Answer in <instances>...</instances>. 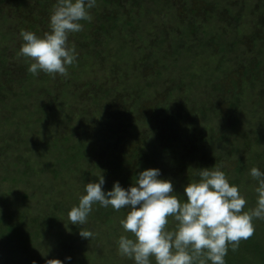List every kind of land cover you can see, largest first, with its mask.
<instances>
[{
    "label": "rangeland",
    "instance_id": "rangeland-1",
    "mask_svg": "<svg viewBox=\"0 0 264 264\" xmlns=\"http://www.w3.org/2000/svg\"><path fill=\"white\" fill-rule=\"evenodd\" d=\"M213 1L148 0L145 4L144 0H107L105 4L102 0H0V30L5 33L0 34V190L3 196L11 198L14 194H30L28 201L36 205L34 212L30 211L32 219L38 220L36 224L41 228L51 224L52 231L50 237L41 241V246L49 244L47 249L40 246L31 250L30 241L26 242V236L34 229L31 216L20 227L8 230L11 216L16 217L20 205L14 206L12 202L8 205L0 198V264H106L114 258L113 264H138V261L153 264L162 259L156 246L177 238L189 229L190 221L182 224L178 213H170L166 222L162 220L164 227L159 240L139 238L134 232L128 236L126 224L130 215L120 216L121 223L108 221L114 211L117 213L125 207L126 211L133 208L134 213H140L141 222L149 220L150 226L159 225L158 211L152 205L163 207L169 199L164 197L161 204L153 203L160 190V167H182L187 177L177 180L179 190L190 194L192 204L200 203L199 215L194 214L197 217L192 224L203 218L200 215L205 213L204 207L208 216H216L215 223L224 230L229 225L224 217H235L242 206L247 207L248 214L255 209L251 216L255 222L251 223L248 216L244 222L256 225L258 218L264 219V145L244 151L245 141L235 138L232 131L235 121L238 126L246 122L254 125H242L249 129L251 136L254 135L251 131L264 129L260 120L264 115V0H225L217 8ZM147 8H152V12L146 18L142 16L140 23L139 15L145 13L140 11ZM118 12L123 13V19H116ZM209 13L215 15L216 26L203 32L198 22L205 21ZM101 18L106 22L99 23ZM244 18L242 24L240 21ZM238 22L242 26L236 31ZM138 31L141 32L137 34ZM201 42L205 48L197 46ZM48 76H51L49 80ZM31 80V88L25 91L30 90L32 95L25 91H20V96L9 95L10 90L16 94L21 83ZM180 80L187 81L181 84L187 91L185 95L197 100L201 97L200 103L205 102L202 109L207 107L206 115H213V122L217 121L220 127L218 137L222 136L227 148L237 150L232 156L223 153L217 141L207 139L199 143L197 136L208 134L202 129L197 133L185 132L183 137L190 145L179 146L178 126L183 125L185 129L191 116L180 113L175 121L173 107L166 111L157 104L167 99L170 106L178 104L177 97L182 90L172 92L171 89ZM45 81L53 89L51 92L43 89L45 92L41 95L39 91ZM68 86L81 95L72 105V113H76L80 123L76 118L70 122L66 116L63 121L53 118L52 97L56 93L59 99L68 95ZM140 90L143 92L137 98L138 106L127 116L124 104L132 101ZM250 90L254 95L248 99V108L251 112L260 110L253 115L245 111L239 118L246 122L237 123L231 102L236 99V103L243 102ZM70 98L76 96L71 94ZM13 100L24 103L26 110L36 107L29 126L23 124L25 117L21 116L20 109L10 112ZM256 100L258 104L254 103ZM72 102L67 101L66 108ZM101 107L112 110V114L101 119ZM176 108L184 111L182 107ZM192 109L199 113L196 108ZM134 116L139 119H132ZM52 120L57 122L55 127ZM83 121H89L93 136L97 126L110 128L112 142L88 154L97 156L95 161L102 166L89 172V180L80 177L78 181L67 180L60 185L58 181L65 178L66 171L59 172L55 178L47 171L60 167L44 165V159L47 155L55 159L68 155L66 167L72 161L78 163L70 155L73 144L88 127L83 126ZM65 135L70 136L67 142L63 141ZM168 145H177V152L164 151L165 156L176 159L175 164L170 165L167 158L159 166L161 159L157 158V151ZM196 146L206 153L196 156L193 151H197ZM58 147L63 151H58ZM249 152L255 154L245 157L246 162L237 166L239 175H233L236 158ZM24 160L37 170L31 169L34 171L25 175ZM224 160L230 175H220ZM91 163L78 164L90 166ZM142 167H149L155 180L147 184L153 177L146 170L140 174L142 180L137 179L133 189L130 188L126 181L134 179ZM170 186L172 192L175 184ZM58 187L60 193L56 191ZM130 190H134L135 197L128 193ZM146 191L148 197H141L147 195ZM229 197L233 198L229 203L231 208L225 210L222 206L219 210L220 202ZM141 201H145L143 205ZM215 209L218 211L213 214ZM85 210L90 212L88 216L83 214ZM20 234L21 246L28 245L25 249L12 239ZM107 239L114 240L109 245L114 248L105 246ZM240 252L233 253L235 264H255L243 259Z\"/></svg>",
    "mask_w": 264,
    "mask_h": 264
},
{
    "label": "trees",
    "instance_id": "trees-1",
    "mask_svg": "<svg viewBox=\"0 0 264 264\" xmlns=\"http://www.w3.org/2000/svg\"><path fill=\"white\" fill-rule=\"evenodd\" d=\"M94 1L100 2V0H94ZM102 1L105 2V4H106L107 0H102ZM153 1L156 2V0H153ZM224 1L225 0H214L213 1L214 7L217 8V6L221 3H223ZM147 2H148V0H144L145 4ZM133 3H134V1H133ZM140 12H145L144 14L139 15L140 16L139 20L141 23L142 22V16H143V18H146L148 16L147 14H150L152 12V8H147L146 10H143V11L141 10ZM214 16L215 15H212V13L211 14L209 13L208 18L205 21H199L198 22V20H197L194 23L196 24L197 22L198 23L201 22L200 23L201 30L203 32H205V29L207 31H209L212 28V26H216ZM121 18L122 19L124 18L123 13L118 12L116 15V19L121 20ZM245 19L246 18H244L240 22L243 24V21ZM103 21H105V20L102 19V21L99 23H103ZM146 22H148V18H147ZM146 22H145V24H146ZM240 22H238V24H237L236 31L241 29L242 24L240 25ZM182 25H184V24H182ZM139 26H140V24H139ZM130 30H132V29H130ZM140 32L141 31H138L137 34H139ZM129 33H131V32H129ZM0 34L2 36L5 35V33L1 30H0ZM186 38H189V36L187 35ZM197 46L203 47V48L206 47L205 43H203V42L199 43ZM159 76H160V74H159ZM50 78H51V76H48V80ZM182 81L187 82L186 80H180L174 86L175 88L173 87L171 89L172 92H173V90H177L178 92H179V89L182 90L181 93L179 92L180 96L177 97L179 100V101L178 100L176 101L178 103L177 105L174 104V106H170L168 99L166 101L160 100V102L157 104L158 107H160L161 109L166 110V111L170 110L169 107H173L171 110H172L173 117H174L175 121L177 118L176 115H178L180 113L183 114V113L187 112L188 115L191 116V121L186 125L185 129L183 128V125L178 126V133L177 134H180L178 137V138H180V139H178L179 143H180L179 146L180 147L181 146L188 147L190 145V143L188 141H186L185 138L183 137V134L185 132L196 131V133H197V131H200L202 129L204 132H206V130H207L208 134H206L200 138H198V136H197V140H199V143L206 141L207 139L209 141H212V140L217 141L218 143H220L219 148H221L223 150V153H226L227 156H230V155L232 156L233 153L237 150L236 149L230 150V148H227L223 144L222 136L218 137V134L221 130L219 129L220 128L219 125H217V121H215L216 123L213 122V120L211 118V116H213V115H211V116L206 115L207 114L206 111L208 109L207 107L202 109V107L204 105L203 103H205V102L204 101L202 102V100H201V103H200L201 97L199 98V100H197V99L191 98V96L185 95V93L187 91L184 88H181ZM32 83H33L32 80L29 82L26 81V82L21 83L20 87L16 91V94H14L12 90H10L11 93L8 91L9 95L11 94L12 96H15V95L20 96L21 93L23 91H25L27 88H31L30 86ZM41 84L42 83H40L39 85H41ZM39 85L37 87H39ZM76 86H77V84H76ZM259 86H263V84H261ZM43 89H45V90L49 89V91L51 92L53 88L51 86H49V83L46 82L44 87L39 91L41 95H42V92H45V91H43ZM20 91H22V92H20ZM141 92H143V91L140 90L139 92H136L137 94H135V97L132 98V101H130V102L127 101L124 104V106H125L124 109L126 111L125 113L127 114V116L131 112L134 111L132 109H134L135 106H138V105H136V104H138L137 98L139 96V93H141ZM25 93L27 95L29 93H30V95H32L30 90L25 91ZM71 94L75 95L77 99L76 98H70ZM68 95H65L64 97L59 99L57 96V93H56L52 97V100H53L52 103L54 104V108L53 107H51V108H53V114L55 115V116H53V118H58L59 121L60 120L63 121L64 116L69 117L68 121H70V122H73L75 120V118L78 119L76 113L75 112L72 113V111H73L72 105H74V103L81 98V95H79L77 91L70 89V87L68 90ZM121 95L126 96V94H124V93H121ZM253 95L254 94H252V92L250 90L249 93L247 94V97H245V99L243 100V102L240 101L239 103H236L237 99L231 102L233 112L237 113V117H238L237 123H239V121H243V123L246 122L245 120L239 118L240 116L242 117L243 115H245L244 114L245 111L249 112V114H251V115L256 114V113L258 114V110H260V109H254L253 108L254 110L251 112L248 108V105H247L249 97L253 96ZM12 98L15 99L14 97H12ZM65 99L67 101L73 100V102L70 104V106L68 108H66V106H65V104L67 103V101H65ZM256 102H257V100L254 103L258 104ZM12 104H11L12 106L10 105L11 106L10 112L15 113L17 110L20 109L22 111L21 116L25 117V121L23 124L29 126L32 123V119H33L32 113L35 111L36 107H35V109L29 108L28 110H26L27 107L20 100L19 101L13 100ZM133 104H135V105H133ZM176 107H182V108H184V111H183V109L178 110ZM101 108H102V110H99V111H101V114H100L101 119L104 117L108 118V116L110 114H112V112H113L112 110H111L112 111L111 112L108 109H105L104 107H101ZM192 108H196V110H198L199 113L194 111ZM38 109L39 108H37V110ZM211 114H214V113L211 111ZM60 115H62V116L60 117ZM197 115H200V116L197 117ZM21 116H18V117H21ZM205 117L208 118L207 121L204 120ZM247 117L250 118V116H247ZM132 119H139V118L134 116ZM168 120H170V118H168ZM260 120H261V123L264 124V115L260 118ZM98 121H100V120H98ZM51 123L54 126L57 122L55 120H52ZM78 123H80L79 119H78ZM235 123H236V121H235ZM235 123H234V128H232L233 136L235 138H238V140L240 137V141H243V142L245 141V145L247 147L244 148V151L247 149L257 150L258 148H260L261 146L264 145V133L262 132L264 129L262 127L257 128L256 133L251 131V133L254 134L253 136H251L248 132L249 129H247V128L245 129V127H243V126H245V125L246 126H254V125H251V124H249V122H246L245 125L242 124L243 126L242 125L238 126ZM88 124H89V121H83L84 127H87ZM69 126H71V124ZM241 126L243 128H241ZM57 129H59V127H57ZM109 129H107L103 126H99V127L97 126L95 136H93L92 131L88 126L85 129V131L83 132V136L81 138L79 137V139H77L76 142L73 144V148H72L73 152L71 153V155H70V153H68L70 155V157H73V156L76 157V160H78L79 164L81 162L91 161L92 163L90 166H80L78 163H75L72 161L71 164L68 167H66L67 162L69 161V159L67 158L68 155L64 158H56V159L52 155H47L44 159L46 161V163L42 162L44 165H47V166L53 165L56 167H60V169H50L47 172H50L52 174V176L54 175L55 178H57L59 172L66 171L65 178L62 181H58V183L60 185L62 183H65L67 180H68V182H69V180L78 181L80 179V177H83L82 179H85V181L89 180L88 179L89 178V172L92 173V172L96 171L99 167H102V166L98 160L95 161L97 156H96V158H95V156H91L92 157L91 158L90 155H88V154H90V153L92 154L94 152V149H96V147H97V149H102V148L106 147L107 144L112 142V138L110 137V133H109L111 131H109ZM244 132H245V134H243ZM220 134H221V132H220ZM227 137L229 139H232L229 136H227ZM69 138H70L69 135H65L63 138V141L67 142L69 140ZM220 140H221V142H220ZM240 141H239V143H240ZM202 146H204V145L202 144ZM176 148H177V145H168V146H164V148L162 150L157 151V158L161 159L159 166L163 165L164 164L163 159H165V161H167L166 160L167 158H168V162L170 163V165L175 164L176 159L174 157H171L170 155L168 157L165 156L164 151L166 149H169L172 152H177ZM196 148H198L197 151L193 150V151H195L196 156H201L200 154L206 153L205 151L201 152L198 146H196ZM57 149L60 152L63 151L62 147H58ZM222 150H221V152H222ZM162 153H163V155H161ZM253 154H255V153L249 152V154H247V156L242 154L241 158H236L235 167H234L235 172L233 173V175H239L240 167H237V166H239V165L242 166V164L246 162L245 157H247V159H248V157H250ZM225 158L228 159V157H226V156H225ZM80 160H83V161H80ZM24 161L26 163V165L24 167L29 168V169L24 168L23 173L25 175L29 174L28 171L33 172L34 170H37V169H35L34 165H32L31 163H29L26 160H24ZM199 165L201 168L202 164L200 162H199ZM87 167H90L91 171H89ZM103 167H105V166H103ZM181 168L182 167H178V166L160 167L159 168V172H160L159 177L162 176L161 177L162 179H161V182L159 181L160 182L159 183V187H160L159 189L160 190L158 191L159 194L156 196V201H154L153 203L162 202L164 197H166V199L168 197L169 199L166 202H164L163 207L161 205L159 207V204L152 205V207L156 208L158 211L157 212V214H158L157 216L159 218V220L157 222L159 224L158 226L157 225H151L150 226L149 220H147L146 222H143V221L141 222L142 216L140 215V213L139 214L134 213L132 210L133 208H128V211H126L125 207H123L120 211H117V213H116V211H114L113 215L111 216L112 218L110 217V219L108 221H111V224L121 223L122 217L120 218V216H122L123 214H126L127 216L130 215L129 221H127V224H126V225H128V227H127L128 233H129L128 236H130V233L134 232V233L139 234V236H138L139 238L146 237L147 240H159V237L161 236L160 234L162 233L163 227H164L163 222H166L164 220H167V215H169L170 213H174V214L178 213L179 216L183 219L181 222L182 224L190 221L189 229L187 228L184 232H181L177 238H172V240L166 241V244H163L162 246H156V248H155L157 250L156 252H158L161 255L162 259H158V260L154 261L153 264H191V261L193 262V264H235L234 263L235 257H234L233 253H237V252H239V250H241L240 256H243V259L251 260L252 262H255V264H264V219L258 218L256 221V225L244 222L245 220H247L246 216H248L251 223H253L254 220H251V216L253 215L255 209L253 208L252 213L248 214L247 213V210H248L247 207L242 206L240 208L239 213L235 217H233L231 219L227 218V216L224 217L225 220H227V222L229 223V225H227L225 227V230H224L217 223H215V217L216 216L215 215L208 216L207 211H206L207 208L204 207L205 210H202V211H205V213L200 215V216H203V218H201V217L198 218V222L192 224L191 221L193 219H196V217H197V216L194 217V214H196L198 212V215H199L200 211L198 210V205H200V203L192 204L191 203L192 200L188 196L190 194L188 192H186V193L180 192L179 187L177 185L178 184L177 180L178 181L179 180H186L185 178L187 177V176H184L183 170ZM31 169H34V170H31ZM146 170H147L148 175L151 177L153 174V171H149V167H142L141 169L137 170L136 174H134V176H133L134 179H130V181L125 180L127 183H130V185H129L130 188L133 189V187L135 185V181L137 179L142 180V178H140V174L143 171L145 172ZM221 170L223 173H221L220 175H223L224 173H225V175L226 174L230 175L229 171L227 170L225 160L221 163ZM119 174H120V172L118 173V175ZM123 176L125 178L124 174H123ZM154 180L155 179L153 177V179H150L147 182V184L151 185V182H153ZM237 180H239V178H237ZM113 181H115V180H113ZM68 182H67V185H68ZM120 183H122V181ZM171 184H175V188L173 189L172 192H171L172 188L170 186ZM194 185L192 184L191 186H194ZM56 191L60 193L59 187L57 188ZM133 191L134 190H130L128 193L133 195ZM168 193H169V195H168ZM146 194H147L146 196H141V197H148L149 193L147 191H146ZM4 196L2 194V191L0 190V198L3 197L7 201L6 204L9 205L12 202L14 204V206H16L17 204L20 205L19 208L17 207L18 213H16V217L13 215L11 216L12 224L7 225L8 230L12 227H18V226L20 227L24 222L27 221L28 216H31V219L33 218L31 215L32 213L30 211L34 212L33 209L36 208V205H34V202L30 203L28 201V200H31L30 197H32V196H30V194L26 193V194H23L22 196H18L16 194H14V196L12 195L13 198H11V196L10 197H7L6 195H4ZM133 196L135 197V195H133ZM175 196H180V197H175ZM134 197H132V198H134ZM13 200L17 203H14ZM19 200H21V201H19ZM232 200H233V198L229 197L226 200L221 201L220 202L221 205L219 206V210L221 209L222 206H225V210L230 209L232 205H230L229 203L232 202ZM1 201L2 200H0V202ZM144 202L145 201H141L140 205H143ZM70 204L71 203L69 201V205ZM256 208H258V206H256ZM7 209H9V208H7ZM94 209L96 210L97 207H94ZM0 210H1V208H0ZM165 210H167L168 212L164 213ZM216 211H218V210L215 209L213 214H215ZM6 213L7 212L4 210V214H6ZM89 213L90 212L87 210H85L83 212V214H86L87 216ZM244 214H246V215H244ZM114 218H117V219L112 221ZM149 218L151 219V217H149ZM162 220H163V222H162ZM37 221L38 220H36V219H32V222H33L32 224L34 226V229L31 230L32 234H29L26 236V242L29 243V241H30L29 247L31 248V250L39 249V247L42 244L41 241H43L44 238L50 237L51 233H52L51 224L43 225L41 228V225H40V227L37 226V224H36ZM216 224H217V227H216ZM116 229L120 230L117 227H116ZM116 229H113V230H116ZM111 230H112V228H111ZM0 237H1V233H0ZM12 239H14L18 242V245L21 249H25V246H28L26 244H24L25 246H21V244L23 242V238H21V234L19 236H16V237L13 236ZM138 240H140V239H138ZM127 241L128 240H126V243H127ZM110 243L114 244L115 242H114V240H111V239L108 240L107 239L105 246H107L108 249H110V248L112 249V247L114 248V245H112V244H111V246H109ZM127 245H130V244H127ZM48 246H49V244H47L46 246L42 245L41 247H42V249L45 247L44 248V250H45V249H47ZM44 250H43V252H44ZM113 252L116 254L115 249L113 250ZM115 260H116L115 258L111 259V260L107 261L106 264H110V263L113 264V262ZM218 260H221L222 262L219 263ZM189 261H190V263H189ZM100 264H105V263H100ZM123 264H125V263H123ZM138 264H143V263L141 261H138Z\"/></svg>",
    "mask_w": 264,
    "mask_h": 264
}]
</instances>
